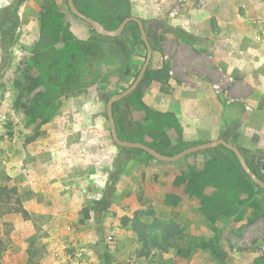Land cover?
<instances>
[{"label":"rangeland","instance_id":"374dc122","mask_svg":"<svg viewBox=\"0 0 264 264\" xmlns=\"http://www.w3.org/2000/svg\"><path fill=\"white\" fill-rule=\"evenodd\" d=\"M12 2L0 0V45L14 21L6 22L2 9ZM77 4L87 12L99 7L95 0ZM237 4L248 36L232 64L173 62L169 45L175 42L198 40L204 51L179 18L207 10V0H127L120 6V15L143 20L153 49L148 69H170L166 84L152 82L116 102L122 137L169 154L224 138L264 177V0ZM16 14V40L9 52L0 47V264H106L105 252L110 264H217L204 247L215 236L227 264H264L261 193L250 201L251 187L219 146L176 162L135 149L108 210L91 209L120 155L106 102L136 78L146 47L133 24L118 37H96L67 0H26ZM52 29L54 48L41 42ZM66 32L73 40H65ZM203 65L212 67L213 82L221 69L235 85L224 82L217 93ZM135 226L147 230L148 242L139 240Z\"/></svg>","mask_w":264,"mask_h":264},{"label":"trees","instance_id":"16d2710c","mask_svg":"<svg viewBox=\"0 0 264 264\" xmlns=\"http://www.w3.org/2000/svg\"><path fill=\"white\" fill-rule=\"evenodd\" d=\"M26 0H13V2L11 4H9L8 6L4 7L2 10L4 11V20L6 22H11V20L13 19L14 21L11 23V33L8 34V38H3L1 40V50L3 53L9 52L10 47L13 45V43L16 40V28L18 27V16H17V9L25 2ZM98 1L99 4L97 8L91 10L90 12L80 8L77 4V0H74L76 6L79 8L80 11H82L84 14L95 18L96 20H98L99 22H101L102 24L105 25V27L109 28V29H114L113 28V23L115 19H118L117 23L119 24L123 18L127 17V16H132V14H121L119 13L120 11V6L123 3H126L127 0H95ZM47 14H50V12H48ZM118 24L116 25V27L118 26ZM130 24H133L136 29L138 30L137 24L134 22H130L127 24L126 27H128ZM115 27V28H116ZM68 31V30H67ZM92 31L95 33L96 37H102L101 35L97 34L93 29ZM8 32V31H7ZM139 32V30H138ZM140 34V32H139ZM63 36L65 37V40H73L71 34H69V32H66L63 34ZM57 32L52 29V32H45V34L42 37L41 42L44 45H48L49 47H53L54 48V44L57 40ZM112 38V37H111ZM143 43V42H142ZM53 44V45H51ZM144 44V43H143ZM51 53L50 51L46 53L45 57L49 56ZM170 77V69L168 67L167 64H164L162 67L160 68H156V69H147L143 79L141 80V82L139 83L138 87L136 88V90L133 92L132 95H138L139 92H141L142 90H144L147 86H149L152 82H158L160 84H166L168 82V79ZM116 104V103H115ZM114 104V106H115ZM114 106H113V112H114ZM123 119V118H121ZM120 129L122 131L126 130L123 123H121V127ZM117 132L119 134V136L122 139L125 140H130L129 138H124L121 136L120 132L117 129ZM133 141V140H131ZM140 142V141H139ZM144 143V142H143ZM155 149H157L158 151L164 153V154H169L166 151L161 150L159 147H157L156 145L153 144H149V143H145ZM223 149H225L236 161V167L239 168L241 175L243 176L242 178L245 180L246 179V183L251 187L252 189V195L250 197V201H252L255 198V195L259 192L261 193V206H260V210L262 211V213L264 214V190L261 189L259 186H257L255 183L252 182V180L249 178V176L242 170L236 156L234 155L233 152H231L230 150H228L227 148L223 147V146H219ZM135 149L132 148H121L120 147V155L117 157V159L115 160V164H114V170L112 171L110 177V183L107 184L102 197L98 200L94 201V205L91 207V209H93L94 211L98 212V211H105L108 210V208L111 205V197L112 194L115 190V182L120 178L122 172L124 171V169L127 167L129 161H130V157L132 152ZM140 150V149H138ZM241 150V149H240ZM143 151V150H140ZM144 152V151H143ZM242 152V150H241ZM147 154V153H146ZM244 154V153H243ZM148 155V154H147ZM171 155V154H169ZM150 156V155H149ZM246 157V156H245ZM247 163L249 164V166L251 167V169L260 177L264 180V177H262L258 172L257 169L255 168V166L253 165V163L246 157ZM253 160L258 163V158L254 155ZM260 169L262 171L261 168V163H260ZM214 176H212L210 179H213ZM219 179V178H218ZM217 179V180H218ZM216 180V182H217ZM85 212V218H89L90 216V211L88 208L84 209ZM140 213V211H138L136 213V215H138ZM137 223H139L141 226L142 224L140 222H138V218H137ZM145 226V225H144ZM145 228L147 229V227L145 226ZM145 228L143 227H136L135 226V230H136V234L139 238V240L143 243L148 242L149 240V234L147 232V230H145ZM205 249H209L211 251V253L213 254V256L215 257V259L217 260V264H227V252L221 247L219 239L217 236H215L214 238H212L210 241L206 242L204 244ZM106 255V259L107 262L106 264H110L109 260L111 259V257L108 255V253L105 252Z\"/></svg>","mask_w":264,"mask_h":264},{"label":"crops","instance_id":"0c3cea01","mask_svg":"<svg viewBox=\"0 0 264 264\" xmlns=\"http://www.w3.org/2000/svg\"><path fill=\"white\" fill-rule=\"evenodd\" d=\"M237 1L239 0H207V7H209L207 10L198 12L191 9V11L182 13L179 18L180 27L192 35L193 39L196 37L201 40L205 46L202 51V48L197 46L198 40L195 43L192 41L190 44L175 42L174 45H169L175 56L173 62H214V64L237 62L238 54L243 53L241 42L248 36L244 28V17L235 10L234 5H241L237 4ZM232 8L233 10H231ZM211 22H214V27ZM201 52H205L212 60L203 59L201 56L199 58V53L203 54ZM245 53L246 58L249 59L250 53L248 51ZM211 68L209 65L199 68L208 75L210 84L214 78L211 75Z\"/></svg>","mask_w":264,"mask_h":264},{"label":"water","instance_id":"95a60500","mask_svg":"<svg viewBox=\"0 0 264 264\" xmlns=\"http://www.w3.org/2000/svg\"><path fill=\"white\" fill-rule=\"evenodd\" d=\"M67 4L73 15H75L77 18L87 23L97 34L104 36V37H112V38L118 37L122 34V32L124 31L128 23L130 22L136 23L139 29V32H140L142 42L144 43L146 47V56H145L144 62L136 78L124 90L110 96L106 102L105 111H106V116H107V120H108V124L110 128V134H111L112 141L114 142L116 146L121 147V148H132V149L143 150L145 153H147L154 159L161 161V162H176L189 154L202 151L208 148L223 146L234 153L242 170L249 176L252 182L255 183L257 186H259L260 188L264 189V180L260 178L251 169V167L247 163L245 155L241 152V150L236 145L230 143L224 138H217L212 141H207V142L191 145L171 155L164 154L143 142L122 139L117 132V127H116V122H115V117H114V112H113V106L116 102L126 98L127 96H129L130 94L134 92V90L138 87L139 83L143 79L149 67L151 58H152L153 49L149 42L143 20L137 16H133V15L127 16L122 19V21L118 24L116 28L109 29L105 27L104 24L96 20L95 18L90 17L84 14L82 11H80L79 8L76 6L74 0H67ZM261 168L264 169V161L261 162Z\"/></svg>","mask_w":264,"mask_h":264},{"label":"built area","instance_id":"2783aa9c","mask_svg":"<svg viewBox=\"0 0 264 264\" xmlns=\"http://www.w3.org/2000/svg\"><path fill=\"white\" fill-rule=\"evenodd\" d=\"M264 33V31H263ZM221 72V73H220ZM218 80L215 82H213V88L215 89V91L217 93H222V90L224 91V87H221V85L224 83V82H227L228 85H230V87L232 85H235V80L234 78H232L231 76H228L226 74H223L221 69H219V73H218ZM227 86V85H226ZM232 100V99H231Z\"/></svg>","mask_w":264,"mask_h":264}]
</instances>
